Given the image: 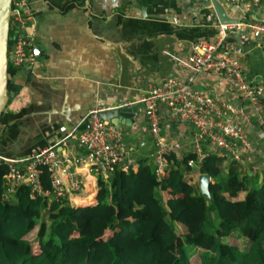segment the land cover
I'll return each instance as SVG.
<instances>
[{
  "label": "crops",
  "instance_id": "obj_1",
  "mask_svg": "<svg viewBox=\"0 0 264 264\" xmlns=\"http://www.w3.org/2000/svg\"><path fill=\"white\" fill-rule=\"evenodd\" d=\"M31 11V36L42 52L31 73L24 71V66L9 74V101L0 122V157L21 159L56 143L65 156L84 155L86 151L76 139L67 137L88 126L93 108L137 103L132 123H120L124 141L136 159H152L156 145L145 104L139 101L168 77L188 75L186 59L192 46L217 38L220 21L212 3L31 0ZM255 14L253 10L247 16L255 18ZM227 39L243 46L241 61L247 78L264 83V42L252 38L248 31L235 29H228ZM195 88L236 101L226 82L213 74L200 76ZM243 105L251 108L248 103ZM161 116L165 134L181 144V154L194 152L192 127L172 118L164 105ZM242 121L256 151L243 153L239 162L250 175H263L264 129L254 118ZM208 149L204 146V152ZM69 166L85 186L70 191L66 199L74 206L96 203L95 173L86 163ZM69 179L64 174L67 184Z\"/></svg>",
  "mask_w": 264,
  "mask_h": 264
},
{
  "label": "trees",
  "instance_id": "obj_2",
  "mask_svg": "<svg viewBox=\"0 0 264 264\" xmlns=\"http://www.w3.org/2000/svg\"><path fill=\"white\" fill-rule=\"evenodd\" d=\"M167 157L162 179L149 158L98 177L88 206L32 196L27 184L4 200L9 166L0 163V264H264V174L218 152L194 167L196 152ZM40 173L51 189L48 168ZM202 173L212 202L196 180Z\"/></svg>",
  "mask_w": 264,
  "mask_h": 264
},
{
  "label": "built area",
  "instance_id": "obj_3",
  "mask_svg": "<svg viewBox=\"0 0 264 264\" xmlns=\"http://www.w3.org/2000/svg\"><path fill=\"white\" fill-rule=\"evenodd\" d=\"M209 1L211 0H199ZM227 13L237 17V23H219V35L213 40L195 43L186 59L190 71L188 75H173L154 85L149 93L141 97L145 104L149 130L154 138L156 149L152 153V162L158 179H162L169 165L167 155L181 154V144L168 138L162 125L161 108L166 106L168 114L193 129L192 144L198 160H190L194 167L207 151L230 154L241 161L243 153L251 155L256 151L242 121L254 118L264 129V83L251 81L246 76V68L241 61L243 46L227 39L228 29L239 32L248 31L252 38L264 42V0H219ZM10 21L9 66L21 68L36 63L41 55L31 36L29 20L33 18L31 0H12ZM213 6V5H212ZM257 13L256 17L247 13ZM213 74L223 79L234 92V100L227 101L220 95H213L195 88L198 78ZM248 103V106L243 105ZM105 108L97 106L88 115V126L81 131L69 133L67 138H75L78 146L86 154L75 158L63 155L59 143L39 150L25 158L10 159L0 157V163L9 166L5 175L4 200L11 199L19 185L31 187V195H52L67 198L70 191L84 188L83 179L75 178L70 171V164L86 163L98 177L109 179L115 169L127 171L136 162L124 141L123 127L120 124L108 123L100 115ZM66 141H63L65 143ZM40 166L50 172L51 189L45 190L42 185ZM64 174L70 176L69 183L64 181ZM73 175V176H72Z\"/></svg>",
  "mask_w": 264,
  "mask_h": 264
},
{
  "label": "water",
  "instance_id": "obj_4",
  "mask_svg": "<svg viewBox=\"0 0 264 264\" xmlns=\"http://www.w3.org/2000/svg\"><path fill=\"white\" fill-rule=\"evenodd\" d=\"M213 8L219 21L222 24L237 23L238 18L227 13L225 7L219 0H211ZM12 0H0V122L9 101V41H10V21L12 13ZM33 65H27L24 71L31 73ZM138 113V104L108 107L100 111L102 118L108 123L131 124L134 116ZM211 177L207 173H202L198 177V184L202 194L206 195L209 202H212L210 190ZM85 206L91 205L89 203Z\"/></svg>",
  "mask_w": 264,
  "mask_h": 264
},
{
  "label": "rangeland",
  "instance_id": "obj_5",
  "mask_svg": "<svg viewBox=\"0 0 264 264\" xmlns=\"http://www.w3.org/2000/svg\"><path fill=\"white\" fill-rule=\"evenodd\" d=\"M205 2L209 4V1H205ZM262 146H263V144L260 145V148H261ZM221 154H223V153H221ZM149 160H150V162H152V159H149ZM263 165H264V162H263ZM263 165H261V166H263ZM195 176H198V174L195 175ZM115 217H116V216H115ZM178 228H180V225H179ZM239 243H242L241 240H239ZM170 251H171V252H174V249H172V250H170ZM171 252H170V253H171Z\"/></svg>",
  "mask_w": 264,
  "mask_h": 264
}]
</instances>
